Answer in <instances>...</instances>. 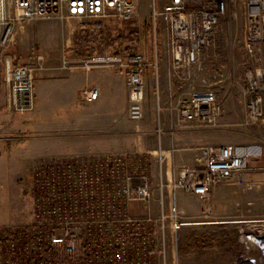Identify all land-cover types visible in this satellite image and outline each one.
<instances>
[{
    "label": "built area",
    "instance_id": "2783aa9c",
    "mask_svg": "<svg viewBox=\"0 0 264 264\" xmlns=\"http://www.w3.org/2000/svg\"><path fill=\"white\" fill-rule=\"evenodd\" d=\"M138 1L0 0V82L7 113L12 116L34 105L35 62L42 56L33 52L29 60H20L16 46L26 25L43 17L126 21L137 16ZM240 2L246 12L245 51L258 61L264 43V0H167L161 8H153V19L166 26L169 78L180 86L169 96L172 116L184 126H213L223 111V101L214 90H188L182 85L201 69L203 51L214 42L220 20L230 7L234 16ZM151 64L140 52L121 51L85 57L80 67L89 71L104 66L123 73L128 117L139 120L144 115L145 69ZM245 80V86L234 83L236 99L245 105L247 123L264 125L261 66L249 68ZM98 98L96 85L79 90L83 102ZM159 109L158 105L157 116ZM258 156L247 147L206 144L199 147L195 163L171 162L169 178L164 180L167 152H159L155 185L143 156L105 152L50 158L32 172L33 221L0 227V264H178L174 246L183 222L177 191L195 194L206 206L216 184L231 180L248 188L249 162ZM131 201L139 202L144 214L133 215ZM242 224L241 252L234 264H264V218H246Z\"/></svg>",
    "mask_w": 264,
    "mask_h": 264
},
{
    "label": "rangeland",
    "instance_id": "374dc122",
    "mask_svg": "<svg viewBox=\"0 0 264 264\" xmlns=\"http://www.w3.org/2000/svg\"><path fill=\"white\" fill-rule=\"evenodd\" d=\"M166 2L139 0L137 16L126 21L113 17L103 20L43 17L26 25L18 38V56L22 61L29 60L33 52L42 57L35 62L34 105L32 109L16 114L18 132L12 133L13 138L4 140L0 160V227L33 221L32 172L50 158L105 152H127L144 157V153L151 155L152 148L149 147L157 149L158 140L175 144L170 138V132L176 129L177 123L172 116L174 109L170 106L169 97L175 85L168 75L167 31L163 20L155 21L152 16L153 8L159 9ZM232 10L230 7L228 14L220 20L214 42L204 49L201 69L182 89H212L223 101V111L215 125L196 127L193 134L198 140L196 147L231 144L240 148L257 144L263 148L264 163V125L246 122V108L237 101V85H234L237 82L245 86V73L256 64L264 73V43L260 59L254 61L244 47L245 7L238 3L234 16H231ZM97 21L103 22L101 28L96 25ZM127 49L140 52L148 63H152L145 69L144 115L139 120L130 119L126 94L118 91V97L112 103L113 115L108 119L101 115L103 105L99 99L83 102L79 99V90L85 83L92 82L91 73L98 69L110 75L119 71L104 66L86 71L80 67L81 60ZM113 83L119 89L121 82ZM262 104L264 111V90ZM188 134L178 133L183 140ZM8 135L11 137V133ZM155 157L156 152L154 158L145 159L153 185L159 178L158 158ZM163 168V177L167 180L171 163L165 162ZM253 173L257 177L245 190L249 198L264 200V167L256 168ZM227 184L230 190L234 189L231 180ZM157 192L155 189V195ZM156 202L154 198L152 211L155 216L159 213ZM210 205L204 206L199 201L193 203L194 212L186 214L190 215L189 218L179 214L181 224L237 219L234 213H229L227 218L209 217L207 210ZM254 212L246 218H264L263 214H257V210ZM166 223L170 224L171 220ZM189 262L187 260L185 264Z\"/></svg>",
    "mask_w": 264,
    "mask_h": 264
},
{
    "label": "crops",
    "instance_id": "0c3cea01",
    "mask_svg": "<svg viewBox=\"0 0 264 264\" xmlns=\"http://www.w3.org/2000/svg\"><path fill=\"white\" fill-rule=\"evenodd\" d=\"M169 65V62H168ZM91 83L84 85H96L99 88V102L103 105L102 114L109 119L113 115L112 103L118 97V91L122 95L126 94L125 76L120 72H115L112 75L108 74L102 69H98L91 73ZM113 81H120L119 89L114 85ZM188 83V82H187ZM173 88L174 91H179V85L176 83ZM83 85V86H84ZM183 84L182 87H185ZM97 99V100H98ZM175 130L171 131V139L175 144L169 145L166 140L159 141L156 148H152L151 155L144 153V158H158L159 152H167L166 162H173L174 164L181 163H195L199 158V147H196L195 136H193L196 127L184 126L178 121ZM199 128V127H197ZM8 132L11 137H8ZM18 124L16 114L10 116L6 111L5 88L0 82V160L3 157V149L5 139L13 138L12 133L17 134ZM179 132L189 133L191 136H186V139L180 135ZM3 136H2V135ZM247 147L253 152H259L260 156L251 159L249 162V169L247 171V178L251 181L256 176L253 170L264 167L262 162L263 148L257 144H251L240 147L241 149ZM68 157V156H64ZM234 189L230 190L228 181L216 184L210 189L209 204L207 210L212 218H227L229 213H234L236 220H210L205 221L206 224H181L177 229V241L174 248L177 250L180 264H234L236 257L241 252V244L238 241V229L243 226L242 220L248 217L251 212L255 214L264 215V200H255L249 198L248 191L244 186L237 185L235 182ZM231 186V185H230ZM179 214L184 218H189L186 215L188 212L193 213V203L198 202V197L185 190L177 191ZM226 202V205H222ZM130 212L133 215H142L145 210L137 201L130 202ZM181 217V218H183ZM186 223V222H185ZM186 258V260H185ZM182 261V262H181Z\"/></svg>",
    "mask_w": 264,
    "mask_h": 264
},
{
    "label": "trees",
    "instance_id": "16d2710c",
    "mask_svg": "<svg viewBox=\"0 0 264 264\" xmlns=\"http://www.w3.org/2000/svg\"><path fill=\"white\" fill-rule=\"evenodd\" d=\"M96 23V25L99 27V28H101V26H103V22L102 21H97V22H95ZM127 51H128V49H127ZM117 52H119V50H117Z\"/></svg>",
    "mask_w": 264,
    "mask_h": 264
}]
</instances>
